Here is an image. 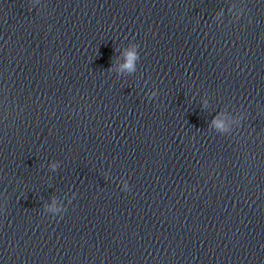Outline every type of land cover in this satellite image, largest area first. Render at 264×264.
Segmentation results:
<instances>
[{"label": "water", "instance_id": "water-1", "mask_svg": "<svg viewBox=\"0 0 264 264\" xmlns=\"http://www.w3.org/2000/svg\"><path fill=\"white\" fill-rule=\"evenodd\" d=\"M0 209V264H264V0H0Z\"/></svg>", "mask_w": 264, "mask_h": 264}, {"label": "clouds", "instance_id": "clouds-1", "mask_svg": "<svg viewBox=\"0 0 264 264\" xmlns=\"http://www.w3.org/2000/svg\"><path fill=\"white\" fill-rule=\"evenodd\" d=\"M40 2V0H34V3L38 4ZM223 13H219V15H222ZM137 53H136V47L135 46H132L131 48L129 49H126L125 52H124V62L120 65V68L122 71H127V72H131V71H134L135 70V61L137 60ZM151 95L155 96L156 93L153 92ZM237 123H238V120H237ZM218 124V121H214V124L213 126L216 127V125ZM220 130H226V129H220ZM51 167L53 169H55L57 167V165L55 163H53L51 165ZM123 190L124 191H128L129 190V185L127 183V181H124L123 182ZM2 210V209H0ZM46 210L47 211H50V212H53V213H58V212H62L61 209L57 208L55 206V202L53 203V205H50V206H46Z\"/></svg>", "mask_w": 264, "mask_h": 264}]
</instances>
